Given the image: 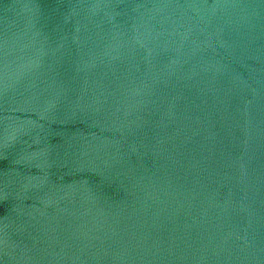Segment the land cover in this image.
<instances>
[{"label": "water", "instance_id": "water-1", "mask_svg": "<svg viewBox=\"0 0 264 264\" xmlns=\"http://www.w3.org/2000/svg\"><path fill=\"white\" fill-rule=\"evenodd\" d=\"M0 264H264V0H0Z\"/></svg>", "mask_w": 264, "mask_h": 264}]
</instances>
